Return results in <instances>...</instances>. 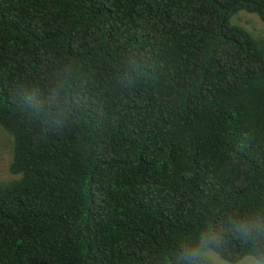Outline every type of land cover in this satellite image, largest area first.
<instances>
[{
  "label": "trees",
  "instance_id": "16d2710c",
  "mask_svg": "<svg viewBox=\"0 0 264 264\" xmlns=\"http://www.w3.org/2000/svg\"><path fill=\"white\" fill-rule=\"evenodd\" d=\"M241 11L264 23V0H0V264H264Z\"/></svg>",
  "mask_w": 264,
  "mask_h": 264
},
{
  "label": "rangeland",
  "instance_id": "374dc122",
  "mask_svg": "<svg viewBox=\"0 0 264 264\" xmlns=\"http://www.w3.org/2000/svg\"><path fill=\"white\" fill-rule=\"evenodd\" d=\"M230 23L248 30L256 39L264 40V23L256 14L241 11L230 19ZM12 142L5 131L0 127V174H5L10 161ZM206 256L214 264H231L213 251H207ZM234 264H261L256 258L248 256Z\"/></svg>",
  "mask_w": 264,
  "mask_h": 264
},
{
  "label": "clouds",
  "instance_id": "9594fccd",
  "mask_svg": "<svg viewBox=\"0 0 264 264\" xmlns=\"http://www.w3.org/2000/svg\"><path fill=\"white\" fill-rule=\"evenodd\" d=\"M195 255H196L195 252H190V253H188V257H189V258L194 257Z\"/></svg>",
  "mask_w": 264,
  "mask_h": 264
}]
</instances>
